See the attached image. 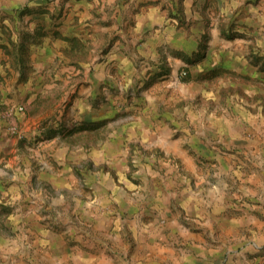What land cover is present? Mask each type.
I'll use <instances>...</instances> for the list:
<instances>
[{
    "label": "rangeland",
    "instance_id": "374dc122",
    "mask_svg": "<svg viewBox=\"0 0 264 264\" xmlns=\"http://www.w3.org/2000/svg\"><path fill=\"white\" fill-rule=\"evenodd\" d=\"M136 4L0 0V264H264V0Z\"/></svg>",
    "mask_w": 264,
    "mask_h": 264
},
{
    "label": "crops",
    "instance_id": "0c3cea01",
    "mask_svg": "<svg viewBox=\"0 0 264 264\" xmlns=\"http://www.w3.org/2000/svg\"><path fill=\"white\" fill-rule=\"evenodd\" d=\"M139 2H143V0H137L136 6H138ZM146 10L147 8H145V6L143 5L141 7L142 13H139L140 16H136V19L133 18V21L135 22L136 20V22L135 25L133 26L134 32H130V34L131 35L133 34L132 36L135 37V40H131L132 41L131 43L136 44L138 39V34L141 35L143 31L152 29L155 26L154 17L156 16V14ZM158 11H159V6H158ZM94 26H95L94 31H96V29L97 31H99V28L98 27L96 28V26L99 25L96 24ZM118 34L121 36L130 35L129 33L122 30H120ZM117 43L119 50L127 51L130 50L131 48L130 42L127 41L126 37L123 39L120 38L117 41ZM110 59H111V54L107 53L106 56L104 57L105 60L104 63H99V65H104L103 67L107 66L106 63L110 61ZM127 60L129 64L132 63L131 58H127ZM94 83L96 84L97 81L94 80ZM93 93H97V91L93 90ZM146 110L147 109H145V111ZM92 113L95 114V116H93V114L88 116L89 121H95V119H100L102 116L106 117L104 116L106 114L105 112L102 114L101 113L97 114L95 111H93ZM169 127L170 126L165 125L164 128L162 129L163 133L159 135L160 134V132H158L159 130L157 132L152 131L151 127L147 125L145 122H142V120L134 121L133 123L127 125V127H125L123 130H120L119 133H115V135H113L112 133H108V135L104 137L103 142L100 143L98 147H96L94 151V155L91 154V156L97 162H103V163L115 162L117 155L122 156V152L120 154H117L116 151L119 152L121 151V149L124 150V148L129 144L130 141H136V142L140 141L145 144L147 143L153 146H161V147H165L166 150H171L172 148L171 144L173 141L172 139L169 138L170 137ZM77 153L78 152H76V150L73 149L69 155H71V157L74 159L76 158L81 159L78 157L79 155ZM87 155L88 154L83 153L81 157H87Z\"/></svg>",
    "mask_w": 264,
    "mask_h": 264
}]
</instances>
